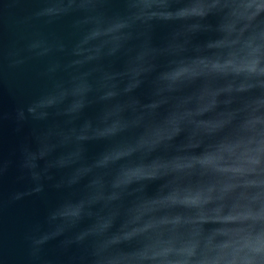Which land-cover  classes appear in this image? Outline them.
Segmentation results:
<instances>
[{
    "label": "water",
    "instance_id": "obj_1",
    "mask_svg": "<svg viewBox=\"0 0 264 264\" xmlns=\"http://www.w3.org/2000/svg\"><path fill=\"white\" fill-rule=\"evenodd\" d=\"M131 2L114 19L103 16L124 8L116 0H0V111L70 113L48 122L59 144L42 149L36 179L18 168L33 126L0 128V264L264 260L240 248L245 236L264 244L247 231L264 222V91L253 92L264 89V0ZM89 88L88 99L117 98L76 119ZM54 205L46 226L64 232L37 252L29 237Z\"/></svg>",
    "mask_w": 264,
    "mask_h": 264
},
{
    "label": "clouds",
    "instance_id": "obj_2",
    "mask_svg": "<svg viewBox=\"0 0 264 264\" xmlns=\"http://www.w3.org/2000/svg\"><path fill=\"white\" fill-rule=\"evenodd\" d=\"M75 0H68V3L71 5L74 3ZM116 2L124 5V8L113 14V15H108L107 13L104 14L103 18H125L129 17L133 10L134 6L131 2V0H116ZM175 3V2H173ZM171 4V3H170ZM158 20H153L149 25H137L133 31H134V38L137 39L141 36H147L150 35L156 27V22ZM167 21V20H164ZM260 27H264V19H261L259 21ZM124 55V53H122ZM115 55V54H114ZM143 83V82H142ZM57 86H53L52 88L48 89V92H54ZM179 90V89H178ZM264 91V89L256 88L253 89V92H261ZM91 93V88H89L86 91V95L84 99H81V108L80 111L76 115V119H80L83 113L85 112L86 109H88L92 104H100L101 110L100 113L98 114L97 118H100L102 116L103 112L106 110L105 101L107 100H115L117 98L116 96L113 97H108L106 95H101L98 98L94 99H88L87 94ZM125 95H128L127 93H124ZM133 99V98H132ZM131 99V101H132ZM245 95L239 97V103L243 104L245 102ZM130 101V104H131ZM138 108V106L136 107ZM60 115H70L65 109H58V105L53 106L51 109L47 110L43 115H37L36 114V109H35V103L32 102L27 106V108L24 107H19L15 110L13 114L10 115H5L2 111H0V128L3 126V122L5 119H13L16 123V130L20 131L24 126L26 125H32L33 127L31 128V140L26 143H22L19 145L18 148V153H19V160H18V168L21 172V178L24 179L26 176L31 177L32 179L37 178V167L40 159V153L43 148L47 146H54L58 145L59 143L57 142V137L52 135L50 132L48 122L53 119L54 117H58ZM85 124H90L93 126V119L91 118H86L84 120ZM180 131V130H179ZM178 131V132H179ZM89 139V138H88ZM88 139L81 141L86 142ZM93 139L97 140H104L106 137L103 136H98V137H93ZM81 155L83 156L85 154V150L83 147L80 149ZM57 160H53L51 162V167L52 169H61L64 168L66 165H60ZM9 161H6L3 158V155L0 154V180L4 177L8 166H9ZM154 178V177H153ZM43 179H53V177L43 174L42 175V180ZM56 189H61L62 184L60 182H57L53 185ZM45 190V186L43 182L40 183L39 187L34 189V191L42 193ZM57 207L58 206H51L48 209L47 215L45 217V220L43 223L37 226V232L40 234H34L29 237L31 240L32 244L34 245L35 251L40 250V246L46 244L49 242L50 239H54L60 235L63 234V230H53L51 227H47L53 219L56 218V212H57ZM243 231V230H242ZM247 231L249 233L253 231H264V222H258L254 225H250L247 228ZM243 243L240 244V248H249L251 251L259 254L262 251H264V244H259L258 246H253L251 240L248 237H242L241 238ZM82 240V237H78L76 241H73L74 243H79ZM256 264H264V260L257 261Z\"/></svg>",
    "mask_w": 264,
    "mask_h": 264
}]
</instances>
